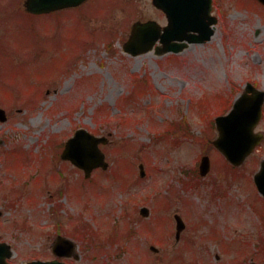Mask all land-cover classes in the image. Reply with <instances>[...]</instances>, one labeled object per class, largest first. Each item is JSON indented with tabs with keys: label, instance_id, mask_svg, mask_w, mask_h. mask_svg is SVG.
<instances>
[{
	"label": "rangeland",
	"instance_id": "1",
	"mask_svg": "<svg viewBox=\"0 0 264 264\" xmlns=\"http://www.w3.org/2000/svg\"><path fill=\"white\" fill-rule=\"evenodd\" d=\"M212 13L218 21L210 40L176 54L154 48L136 56L123 48L133 23L168 24L152 0L7 14L9 28L0 34V106L9 114L0 122V239L13 244L14 256H52L51 237L61 233L78 245L83 264H182L177 256L264 264V198L254 183L264 139L233 166L212 142L215 122L210 128L202 116L209 96L216 104L222 95V106H230L248 82L264 91V5L213 0ZM173 120L190 130L178 129L180 141L166 143L158 132ZM80 128L108 138L100 146L109 168L89 178L60 157ZM256 131L264 133V104ZM205 154L212 168L200 176ZM176 213L187 223L178 243ZM75 227L80 240L71 235Z\"/></svg>",
	"mask_w": 264,
	"mask_h": 264
},
{
	"label": "water",
	"instance_id": "2",
	"mask_svg": "<svg viewBox=\"0 0 264 264\" xmlns=\"http://www.w3.org/2000/svg\"><path fill=\"white\" fill-rule=\"evenodd\" d=\"M85 0H27L26 6L33 13H45L57 9L75 7ZM264 3V0H261ZM156 6L162 8L168 15L169 24L164 34H160L161 27L155 21L136 23L132 34L125 43L124 48L131 54L149 51L154 43L161 37L164 46L158 47L159 54L183 50L187 44H171L173 39L189 42H203L209 40L214 33L212 24L217 18L211 15L212 0H154ZM197 31L199 34H188V31ZM252 94H249V93ZM264 91L257 90L253 84L248 83L245 93L240 96L228 115L216 118L219 136L214 144L234 164H241L253 151L256 144L263 138L262 133H255L254 128L262 117ZM0 118L5 119V111L0 108ZM99 142H106L105 138L97 137L85 129L78 130L67 144L63 153L64 158L71 159L73 163L82 167L89 176L93 168L103 166L107 168L105 154L99 149ZM201 174L206 175L210 168L209 156H204L201 163ZM141 174L144 175V166L141 164ZM260 191L264 194V160L260 171L255 175ZM142 213L148 215V209L143 208ZM178 235L184 223L179 216ZM3 251V250H2ZM54 252L59 256H72L74 244L59 236L54 244ZM3 256H11L6 249ZM74 256H79L74 254Z\"/></svg>",
	"mask_w": 264,
	"mask_h": 264
},
{
	"label": "flooded vegetation",
	"instance_id": "3",
	"mask_svg": "<svg viewBox=\"0 0 264 264\" xmlns=\"http://www.w3.org/2000/svg\"><path fill=\"white\" fill-rule=\"evenodd\" d=\"M25 0H0V34L2 31L6 30L9 27H6L10 24L7 14L15 13L17 8L19 7L21 11L24 10V13L29 14L24 7ZM10 11V12H8ZM6 27V29H5ZM2 211H0V216L2 215ZM10 228H14L13 226H9ZM0 243H3L4 245H9L14 249V246L12 243L5 241L4 239H0ZM50 249L52 256H0V264H54V261L57 262V264H83L85 256H80V258H77L76 256H55L53 254V238L51 237L50 241ZM181 261H183L182 264H199V259L197 258H191L186 259L182 258L181 256H177ZM216 258V264H220V262L223 260L221 256H215ZM215 262V261H213ZM236 264H245L244 258L239 259Z\"/></svg>",
	"mask_w": 264,
	"mask_h": 264
},
{
	"label": "trees",
	"instance_id": "4",
	"mask_svg": "<svg viewBox=\"0 0 264 264\" xmlns=\"http://www.w3.org/2000/svg\"><path fill=\"white\" fill-rule=\"evenodd\" d=\"M200 101H205V100H200ZM221 103H222V100H221V102L220 103H216V104H214L212 107H214V108H219L220 106H221ZM212 104V103H211ZM210 116V118H208V120H212V114H210V113H205V114H203L202 116L203 117H206V116ZM182 127V126H181Z\"/></svg>",
	"mask_w": 264,
	"mask_h": 264
}]
</instances>
